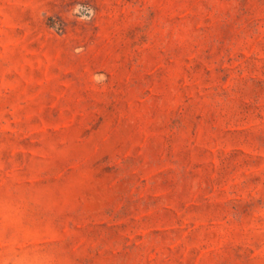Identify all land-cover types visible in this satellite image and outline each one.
<instances>
[{"label": "rangeland", "instance_id": "374dc122", "mask_svg": "<svg viewBox=\"0 0 264 264\" xmlns=\"http://www.w3.org/2000/svg\"><path fill=\"white\" fill-rule=\"evenodd\" d=\"M0 264H264V0H0Z\"/></svg>", "mask_w": 264, "mask_h": 264}]
</instances>
